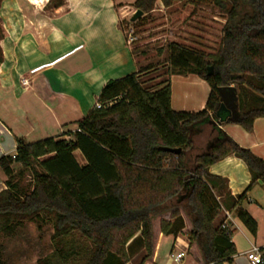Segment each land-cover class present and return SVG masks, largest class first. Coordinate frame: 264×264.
Wrapping results in <instances>:
<instances>
[{"label": "trees", "instance_id": "obj_1", "mask_svg": "<svg viewBox=\"0 0 264 264\" xmlns=\"http://www.w3.org/2000/svg\"><path fill=\"white\" fill-rule=\"evenodd\" d=\"M156 1L135 0L133 6L146 14ZM160 1L170 6L182 0ZM214 1L226 8V0ZM63 2L49 0L47 5L57 8ZM232 2L215 52L170 42L168 77L152 89L140 80L147 69L110 79L99 93L100 108L94 106L76 121L75 130L35 142L16 138L15 154L0 157L6 186L0 191V237H14L29 223L38 230L49 224L50 252L35 264H125L139 250L144 262L154 250L152 217L169 212L168 219L160 218L159 231L174 236L184 232L189 246L197 245L200 264L232 261L236 249L231 234L223 221L214 225L221 208L216 192L225 191V181L209 167L229 154L241 158L251 175L237 197L241 199L256 181L264 184V159L217 125L208 148L190 152L192 130L207 126L219 104L220 86L238 89L233 121L246 131L264 117V0ZM171 74H195L208 83L204 108L172 109ZM175 148H180L178 154L170 151ZM26 170L32 188L22 193L16 176ZM236 213L255 235L254 217L242 209ZM2 249L0 244V264H6Z\"/></svg>", "mask_w": 264, "mask_h": 264}, {"label": "crops", "instance_id": "obj_2", "mask_svg": "<svg viewBox=\"0 0 264 264\" xmlns=\"http://www.w3.org/2000/svg\"><path fill=\"white\" fill-rule=\"evenodd\" d=\"M134 1L64 0L57 8L48 7L49 0L6 1L7 9L13 12L0 22L4 30L0 40V157L15 154L17 137L27 142L58 137L65 133L64 125L68 123H73L75 130V122L94 107L108 80L139 71V61L122 24L128 14L124 3ZM22 79L27 83L23 84ZM169 79L172 109L204 108L210 90L204 79L195 74H173ZM140 80L144 81L143 77ZM237 116L236 106L235 114L229 117L232 120L217 127L264 159V117L256 118L252 129L246 131L233 121ZM207 127L204 136V130H198L199 145L213 139L215 125L208 122ZM209 172L225 181V191L216 192L221 208L214 225L225 223L236 254L224 264H252L245 256L252 246L264 256V184L256 181L238 199L251 175L245 162L234 154L212 164ZM5 187L0 169V191ZM238 209L246 210L256 220L255 235L237 217ZM184 220L187 231L190 225ZM157 230H153L151 258L142 262L144 251L139 250L125 264H200L197 245L189 246L181 233L174 236L162 234L159 227ZM178 252L183 255L174 261L170 253Z\"/></svg>", "mask_w": 264, "mask_h": 264}, {"label": "rangeland", "instance_id": "obj_3", "mask_svg": "<svg viewBox=\"0 0 264 264\" xmlns=\"http://www.w3.org/2000/svg\"><path fill=\"white\" fill-rule=\"evenodd\" d=\"M6 1L9 0L0 1V22L2 18L13 12L7 9L8 2ZM226 1V8H220L214 0L174 1L170 6H165L158 0L153 10L142 14L133 22L130 17L136 9L132 6L133 4L124 3L127 6L124 8V12L128 14L122 24L127 41L129 42L130 37H135L130 44L137 61H139V70L147 69L140 74V77L144 79L142 82L145 87L152 89L153 85L168 77L167 47L170 42H177L205 53H212L218 49L222 37V27L226 21V10L233 3L232 0ZM3 38L4 30L0 26V40ZM233 86L236 88L235 85ZM236 92L238 94L237 88ZM72 124L64 125L65 132L73 130ZM202 129L204 136L208 133L209 127L203 125ZM198 133L199 131L192 130L191 155L202 150L205 151L212 140L217 137V133H214L213 139L199 145ZM74 155L78 162H83L79 151H75ZM16 179L22 193L31 190L32 177L29 170L24 171L21 176H16ZM166 216L167 213L152 217V232L153 230L158 231L160 218L168 219ZM51 233L52 229L49 224L44 225L42 230H38L35 224L29 223L14 237H0L6 264H35L38 257L50 252ZM181 234L188 240L184 232Z\"/></svg>", "mask_w": 264, "mask_h": 264}, {"label": "water", "instance_id": "obj_4", "mask_svg": "<svg viewBox=\"0 0 264 264\" xmlns=\"http://www.w3.org/2000/svg\"><path fill=\"white\" fill-rule=\"evenodd\" d=\"M141 16L142 11L136 10L130 17V20L133 22ZM212 70L213 67L209 66L207 73L211 74ZM218 94L219 104L214 114L211 115V119L209 121L214 125H219L226 121L227 118L231 117V115H234L237 106V92L233 85L220 86L218 88ZM170 151L174 154H178L180 152V148L170 149Z\"/></svg>", "mask_w": 264, "mask_h": 264}, {"label": "built area", "instance_id": "obj_5", "mask_svg": "<svg viewBox=\"0 0 264 264\" xmlns=\"http://www.w3.org/2000/svg\"><path fill=\"white\" fill-rule=\"evenodd\" d=\"M133 39H135V37H130L129 42H131ZM22 83L26 84L27 80L22 79ZM94 106L96 108H100L101 104L96 101ZM222 226H225L224 222H223ZM182 255H183L182 252L170 253V257H172V259L174 261H179L180 258L182 257ZM245 256L248 259V261H250L252 264H261L262 262H264V256H262V254L260 253L259 248L255 247V246H252L248 251H246Z\"/></svg>", "mask_w": 264, "mask_h": 264}]
</instances>
